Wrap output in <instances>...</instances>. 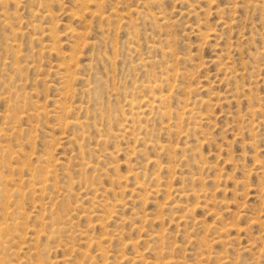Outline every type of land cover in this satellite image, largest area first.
Returning a JSON list of instances; mask_svg holds the SVG:
<instances>
[{
    "label": "rangeland",
    "instance_id": "rangeland-1",
    "mask_svg": "<svg viewBox=\"0 0 264 264\" xmlns=\"http://www.w3.org/2000/svg\"><path fill=\"white\" fill-rule=\"evenodd\" d=\"M0 264H264V0H0Z\"/></svg>",
    "mask_w": 264,
    "mask_h": 264
}]
</instances>
